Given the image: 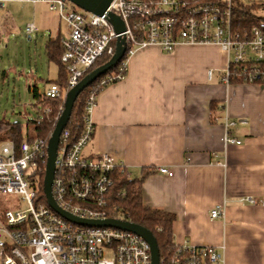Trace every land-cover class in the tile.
Here are the masks:
<instances>
[{
    "label": "built area",
    "instance_id": "2783aa9c",
    "mask_svg": "<svg viewBox=\"0 0 264 264\" xmlns=\"http://www.w3.org/2000/svg\"><path fill=\"white\" fill-rule=\"evenodd\" d=\"M7 1L0 0V8ZM18 1L44 4L64 23L60 61L67 72L66 83L63 87L50 83L43 93L47 99L62 102L59 115L67 91L89 73L97 60L103 56L109 60L121 39L126 53L122 73L106 76L102 85L124 78L127 60L138 48L152 45L171 53L179 45L199 44L217 45L226 54L222 83L232 84L231 78L245 83L260 78L264 83V22L249 30H235L234 0H112L103 15L68 0ZM112 15L121 19L124 31L116 32L110 21ZM36 31L33 22L25 26L28 37ZM97 95L91 92L84 100L80 135L71 139L65 128L60 134L51 194L61 210L76 218L127 221L116 202L123 193L114 189L117 173L131 179L125 165L105 152L84 153L94 133L90 114ZM35 108L40 113L35 119L50 112L49 106L37 104ZM233 125V121L224 120L225 144L241 143L230 135ZM48 139L29 140L25 134L17 147L10 140L0 141V194L17 196L19 203L25 204L24 208L0 210V264H151L150 247L142 237L115 227L78 225L48 205L43 193ZM156 171L172 175L164 167ZM222 214L219 205L209 212L212 219ZM165 264L225 261L214 246L183 242L176 245Z\"/></svg>",
    "mask_w": 264,
    "mask_h": 264
},
{
    "label": "crops",
    "instance_id": "0c3cea01",
    "mask_svg": "<svg viewBox=\"0 0 264 264\" xmlns=\"http://www.w3.org/2000/svg\"><path fill=\"white\" fill-rule=\"evenodd\" d=\"M63 34L40 40L48 63L46 42ZM225 67L217 45L138 48L124 78L98 93L84 153H108L142 179L143 204L174 215V244L214 246L225 264H264V83L224 84ZM225 119L240 144H225ZM217 205L222 217L212 219Z\"/></svg>",
    "mask_w": 264,
    "mask_h": 264
},
{
    "label": "trees",
    "instance_id": "16d2710c",
    "mask_svg": "<svg viewBox=\"0 0 264 264\" xmlns=\"http://www.w3.org/2000/svg\"><path fill=\"white\" fill-rule=\"evenodd\" d=\"M264 22V2L246 4L244 0H234L233 12H232V26L235 30H249L252 25L259 22ZM46 57L49 62L55 64L58 67L57 79L51 83H56L60 87L65 86L67 72L60 61L62 54V48L59 38L49 39L45 44ZM126 58L124 53L121 60L116 64L114 68L99 76L93 83L85 88L77 97L73 104L71 115L64 127L69 130L70 138H77L82 130V116L84 100L91 92L99 93L107 85H102V80L112 73L119 74L123 61ZM108 57L103 56L90 69L94 70L98 66L107 62ZM89 71V72H90ZM124 74L126 72H123ZM117 79L110 80V83L116 82ZM231 83H245L240 79L231 78ZM254 83H262V80L256 79ZM33 98L35 100L34 106L37 104L41 106H49L50 112L47 115H42L39 119H33L27 122L26 136L29 140L34 138L48 139L51 135L56 120L59 116L60 107L62 102L60 100L47 99L43 94L34 91ZM215 105L211 102V108ZM37 114H40L37 112ZM214 121V118H212ZM211 120V121H212ZM23 138L22 125L19 122H10L4 119H0V141L10 140L17 147ZM114 189L123 193L116 201L122 208L125 220L145 227L152 232L157 242L160 264H165L168 258L174 253L176 244L173 242L172 224L174 221V215L157 208H151L143 204L141 196V182L142 179H128L126 176L116 174Z\"/></svg>",
    "mask_w": 264,
    "mask_h": 264
},
{
    "label": "rangeland",
    "instance_id": "374dc122",
    "mask_svg": "<svg viewBox=\"0 0 264 264\" xmlns=\"http://www.w3.org/2000/svg\"><path fill=\"white\" fill-rule=\"evenodd\" d=\"M261 2L264 1L245 0L246 4ZM31 22L37 31L29 38L25 26ZM56 30L63 34L64 23L46 5L8 0L0 8V118L19 122L22 135L26 134L27 122L37 116L35 100L28 93V86L35 85L43 94L44 82L53 77L54 72L55 65L46 61L40 40L43 36L55 35ZM24 207L17 196L0 194V210Z\"/></svg>",
    "mask_w": 264,
    "mask_h": 264
},
{
    "label": "water",
    "instance_id": "95a60500",
    "mask_svg": "<svg viewBox=\"0 0 264 264\" xmlns=\"http://www.w3.org/2000/svg\"><path fill=\"white\" fill-rule=\"evenodd\" d=\"M68 1L72 2L81 9L92 12L93 14L103 15L112 0H68ZM110 21L117 33L124 31V24L120 18L112 15ZM124 53H125L124 40L121 39L120 41L116 42L115 52L112 55V57L109 60H107V62L87 73L84 77L81 78V80L74 87L70 88L67 91L63 104V110L61 111L59 117L57 118L54 129L47 143V161H46L45 175L43 180V193L46 197L48 205L51 208H53L56 212H58L60 215H62L63 217H65L66 219H68L73 223L83 226H92V227H101V226L115 227L118 229L131 231L136 235L142 237L149 244L150 252H151V264H160L159 250L155 237L153 236L152 232L146 229L145 227H142L138 224L129 221H121L117 219L94 221V220H82L76 218L73 215L61 210L54 202L51 194V185L54 175L55 158H56L59 137L69 120L74 102L76 101L79 94L85 88H87L91 83H93L99 76L105 74L106 72L114 68L116 64L121 60Z\"/></svg>",
    "mask_w": 264,
    "mask_h": 264
}]
</instances>
